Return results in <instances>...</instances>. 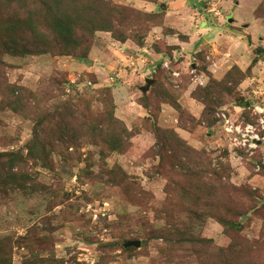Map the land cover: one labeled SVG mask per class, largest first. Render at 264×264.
<instances>
[{"label":"rangeland","instance_id":"rangeland-1","mask_svg":"<svg viewBox=\"0 0 264 264\" xmlns=\"http://www.w3.org/2000/svg\"><path fill=\"white\" fill-rule=\"evenodd\" d=\"M6 1L0 0V153H22L25 159L13 174L32 182L0 189V253L11 252L13 264H203L213 263L210 257L220 250L245 242L260 248L257 255L264 259V145L253 158L234 150L216 120L224 111L237 121L257 124L254 107L264 108V0H180L173 8L168 0H156L153 7L141 0H114L141 15L118 17L116 35H124L126 42L110 32L94 34L88 54L94 66L80 58L83 48L60 55L58 38L48 31L44 38L23 35L8 16L28 10L20 3L7 10ZM11 27L18 37L39 39L34 50L46 54L11 53ZM165 52L185 54L177 65L181 79L160 71L143 93L142 74ZM193 57L198 59L195 74L189 67ZM239 71L248 78L242 81ZM7 86L18 89L17 95H24L23 90L34 95L28 109L11 108L1 95ZM211 86H217L216 97L207 111L193 94ZM107 89L115 117L131 133L123 153L108 151L109 139L93 144L83 128L87 115L92 126L102 128L101 100ZM215 111L209 125L203 116ZM58 113L81 139L59 142L48 160L33 161L29 149L36 126ZM157 130L175 131L194 150L206 153L215 169L230 167L223 182L253 192L251 199L245 195L236 201L239 211H245L235 218L240 230L226 231L211 213L170 192L178 181L182 188L190 184L191 177L181 178V166L190 163L182 152L168 151L163 158L161 144L173 148V141L165 142L168 135ZM123 179L133 185L131 200ZM190 236L214 243L197 255L189 247L168 251ZM129 241H141L142 247L126 250Z\"/></svg>","mask_w":264,"mask_h":264},{"label":"trees","instance_id":"trees-1","mask_svg":"<svg viewBox=\"0 0 264 264\" xmlns=\"http://www.w3.org/2000/svg\"><path fill=\"white\" fill-rule=\"evenodd\" d=\"M141 1L149 3L156 2V0ZM6 3L8 4L7 10H11L12 6L16 3L26 6L25 9L29 13L25 11L22 15L17 12V14L12 13L8 16L11 24H16L23 35H27L32 39L33 35L35 37V35L39 34L41 38H44L42 37L44 36L42 33L48 31L55 38H58L56 49L60 55L70 56L75 49L83 48L82 55L80 56L82 59L88 58V54L90 53L89 47L91 46L94 34L97 32H110L116 35L115 23L118 21V17L124 18V13H128V19H132L134 15H141L133 10L121 8L114 3V0H7ZM30 7H33V9H30ZM21 11L23 12L22 9ZM2 17H5L4 14ZM153 17L158 16H152L151 19ZM10 31L11 35L15 37L7 48L12 51L11 53H20L21 55L46 54L41 50H34V44H37L39 39L30 42L26 36L18 37L15 27H11ZM115 38L121 42H126L127 40L124 35H116ZM41 44H45V42ZM170 53L165 52L162 55H168ZM257 62L255 60L253 64H257ZM0 66H3V62L0 63ZM239 74L242 76V81L246 80L249 76V74L241 71H239ZM216 89L217 86H211L205 90L200 89L193 94V99L205 105L207 111H212V108H209V106L214 104L212 100L216 97ZM18 91V89L11 86L8 87L7 94L2 92L1 95H6L10 100V106L13 110H18L19 107L26 110V108L28 109L30 100H33L34 95L25 90H23L24 95H17ZM51 97H53V94ZM101 102L105 108V112L101 115L102 128L95 125L92 126L93 122H89L88 115L84 117L85 122H83V128L88 130V137L95 139L93 144L97 145L98 139H102L104 142L105 139H109L108 142H105L109 146L108 151L111 153H123L127 149V142L132 137L124 124L114 115L115 107L111 90L107 89L103 92ZM145 108L147 109V107ZM216 112L210 113V116H208L209 114L203 116L204 118L208 117L206 121H208L207 123L209 125L213 124V116H215ZM49 118L50 121L48 119L41 120L35 128L34 140L30 145L31 150L29 149V157L33 161L48 160L53 155V149L57 147V143L59 142L69 145V143L74 144L81 139L75 135V131L71 130L69 123L66 122V118L62 117L61 114L58 113ZM161 133L160 130H157V134ZM41 134L44 138L41 137ZM162 134L168 135L164 139L165 142H169L168 139L170 138L173 141L170 142L173 148L169 147L167 143L161 144L163 158L168 151L170 153L175 152L177 155L182 152L187 162L190 163V166H181V169L184 171L181 174V178L191 177L190 184H188L187 188H182V185L178 181L170 189V192L173 195L179 196V200H187L189 205L211 213L213 215L212 218H215L226 231L240 230L241 226L235 218L245 216V211L244 213L239 211V204H236V201L242 200L243 198L241 196L245 195H248L247 198L251 199L253 192L249 191V193L246 187L237 188L223 182L224 175L229 174L231 171L230 167L221 165L220 170L215 169L213 161L206 153L194 150L179 138L175 131ZM24 159L20 152L0 153V189L15 190V187L20 185L19 181L22 182L19 187H25L26 184L32 182L29 176H15L13 174L14 170ZM160 159L163 160L162 156H160ZM45 165L48 167L46 162ZM119 173L124 176L123 173ZM124 183L129 188V196L127 195V198L131 200L132 195L134 196L133 185L131 182H127L126 184V180H124ZM181 236H185V234ZM213 243V240L197 238L195 236L183 237L173 246L170 245L168 251L170 250L171 252L175 247H179L178 249L189 247L197 255L200 251L208 250L209 246ZM133 249L136 248H128L126 250ZM257 252H260V248L249 246L245 242H240L236 243L233 250L222 249L219 253L212 255L210 261L214 264H264V259H260ZM9 254L11 255V252ZM9 254L4 252L0 253V264H13ZM213 263L205 262L203 264Z\"/></svg>","mask_w":264,"mask_h":264},{"label":"built area","instance_id":"built-area-1","mask_svg":"<svg viewBox=\"0 0 264 264\" xmlns=\"http://www.w3.org/2000/svg\"><path fill=\"white\" fill-rule=\"evenodd\" d=\"M184 57L185 54L162 55L159 63H153V66L148 70V77L153 78L160 71H164L170 73L175 79H181L182 73L178 70L177 65L179 60ZM197 62L196 57L191 58V61H189V67L193 74L197 72L194 64ZM112 81H114L113 78ZM194 82H198L197 76ZM198 84L204 85L202 82ZM254 113L258 116L257 124L237 121L224 111L216 114L217 126H220L223 134L229 138L232 148L249 155L251 158L264 145V108L255 106Z\"/></svg>","mask_w":264,"mask_h":264},{"label":"water","instance_id":"water-1","mask_svg":"<svg viewBox=\"0 0 264 264\" xmlns=\"http://www.w3.org/2000/svg\"><path fill=\"white\" fill-rule=\"evenodd\" d=\"M229 22L232 23L233 20L230 19ZM84 61L88 66H94V62L89 60V58H86ZM145 82H146V86L141 88V91L143 93H147L150 90V88L155 84L156 81L154 79L148 78L145 80ZM141 247H142L141 241H130L127 244H125L126 249H128V248L140 249Z\"/></svg>","mask_w":264,"mask_h":264},{"label":"crops","instance_id":"crops-1","mask_svg":"<svg viewBox=\"0 0 264 264\" xmlns=\"http://www.w3.org/2000/svg\"><path fill=\"white\" fill-rule=\"evenodd\" d=\"M169 1V5H170V8H173V6H174V3L176 2V1H178V2H180V0H168ZM244 1V0H243ZM243 1H242V3H243ZM180 3H182V2H180ZM149 4V6L151 5L152 7L154 6V4H150V3H148ZM231 5V4H230ZM242 5H240V6H238V7H241ZM165 7V6H164ZM254 14H255V12H254ZM253 17H254V20H253V22H252V24L253 25H257V23H258V21L257 20H255V15H253ZM230 20V19H229ZM201 47H199V49H200ZM185 49V48H184ZM160 61V60H159ZM95 67H96V64H95ZM149 77H148V73H143L142 74V76H141V78L140 79H142L143 81H145L146 79H148ZM150 79H153V78H150Z\"/></svg>","mask_w":264,"mask_h":264}]
</instances>
